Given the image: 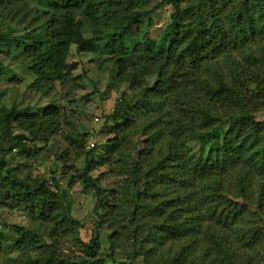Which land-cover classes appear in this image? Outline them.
<instances>
[{"label":"trees","instance_id":"16d2710c","mask_svg":"<svg viewBox=\"0 0 264 264\" xmlns=\"http://www.w3.org/2000/svg\"><path fill=\"white\" fill-rule=\"evenodd\" d=\"M36 1L42 10H35L33 15L24 5L19 4V0H0V43H6L9 49H21L16 58H21L36 77L31 88L45 95L52 91L56 83L70 80L76 66L68 62L72 46L82 54L101 52L115 60L118 83H127L131 90L141 91L139 98L124 93L114 111V120L119 123L113 131L116 133V141L121 145L127 139L126 133L131 130H141L147 138L146 142L153 143V146L162 140L160 133L170 135L166 148L169 153L158 156L164 155V161L180 162L184 156L183 144H180L183 138L176 129L169 128L177 126V121L185 125V114L198 94L221 107L233 105L242 106L245 111L249 108L257 111L263 105L261 92H255L257 99L248 94H251L252 89L255 91V88L258 91L264 90V62H260L248 50L255 43L264 42V0H166L174 8L169 25L156 37L147 34L141 42H133L136 28L144 23L148 27L154 24L151 12L135 10L143 0H126L125 4V0ZM182 3L187 5L184 9L181 8ZM31 14L33 22L24 28L20 27L21 23H25V17ZM40 19L44 20L43 23L34 28L35 22L38 23ZM16 20L20 23H16ZM11 23L16 25L12 26ZM86 27H90L95 37L87 39L84 35ZM17 31L24 34L17 35ZM238 54H242L239 60L233 56ZM220 59L225 60L227 66L230 65L233 84L228 83L214 68L220 64ZM214 69L217 78L213 76ZM4 72L5 66L0 61V77ZM132 112L142 113L141 119L135 120ZM59 113L53 107L47 108L41 116L19 112L16 108L10 111L0 108V133L2 129L8 131L15 124L35 140L41 132L50 133V121ZM206 117L211 118L209 115ZM263 126L259 124V127ZM238 127L244 128L246 125L239 124ZM233 135L240 136L238 132ZM231 136L225 137L222 148L214 145L207 156L191 157L189 163L178 167L179 173L186 171L188 175L194 176L198 188L194 186L193 179L177 178L174 179L176 184L186 189L175 193L178 196L174 200L165 199V192L153 193L149 187L136 192L137 195L129 196L130 193L116 198L119 204H112L107 196L101 198L103 195H98L100 198L97 199L96 212L99 223L107 220L111 224L114 219L118 226L129 218L132 223L141 208L156 221L155 225L150 226L149 234L140 242L146 259L161 247L184 242L186 244L170 264H189L193 254L195 256L199 251L203 254L200 259L202 264H264V253L247 255L242 263L228 247L230 237L234 236L237 242L251 251L263 242V238L256 232L252 233L251 229L246 228L247 231L241 232V226L237 224L245 209L235 202H231L228 208L224 207L223 196L218 194L221 183L218 179L213 180L224 176L227 168L235 166L239 161L234 159L236 150L229 142L233 140L229 139ZM26 140L30 141L28 135L15 137L6 151L2 148L0 136L1 194L4 191L7 194L10 189L16 190L15 196L10 199L11 207L27 205L30 207L28 216L31 219L50 226L51 237L64 239L73 234V221L58 212L57 202L53 200L57 195L46 181L34 182V186L22 182L15 173L18 168L11 164L13 158L6 156L7 152L13 150L19 155L32 156ZM78 143L72 140L73 145ZM117 149L115 147L114 151ZM92 151L87 156H92ZM89 157L85 161V176L90 170ZM250 164L264 180V144L250 160ZM134 165L135 171L129 173L131 176L138 175L140 171L138 165ZM127 168L128 165H123L121 169ZM155 177L157 166L145 175L144 181L149 183L146 186H150L151 179ZM80 179L86 183L85 178L80 176ZM90 187L93 190L96 188L93 180ZM143 198L154 199L158 204L142 205ZM102 211L106 215L102 216ZM75 225L80 226L77 223ZM16 229L23 236L13 240L15 247L28 245L43 252L40 251L35 259H16L14 264H105L98 258L101 249L99 235L85 246L86 257L72 259L59 257L54 244H47L42 236H27L23 228ZM117 234L115 230L110 236L111 250L116 248L122 237Z\"/></svg>","mask_w":264,"mask_h":264},{"label":"rangeland","instance_id":"374dc122","mask_svg":"<svg viewBox=\"0 0 264 264\" xmlns=\"http://www.w3.org/2000/svg\"><path fill=\"white\" fill-rule=\"evenodd\" d=\"M19 1V4L24 5L33 15L35 10H42L36 0ZM125 2L126 0L123 4ZM186 6L184 3L181 4L182 9ZM135 8L145 13L151 12L154 24L150 27L145 23L139 25L133 42H141L144 36L148 35L158 36L169 25L171 14L174 12V8L166 0H143L139 8ZM24 21L25 23H21L20 27L24 28L33 22L32 14L25 17ZM38 21V23L35 22L34 28L39 27L44 20ZM15 22L20 23L18 20ZM11 25L16 24L11 23ZM16 34L24 33L17 31ZM84 35L87 39L94 36L90 27L84 29ZM5 45L6 43H0L2 51L0 61L5 66V72L0 77L1 110L10 111L16 108L19 112H30L41 116L47 108L53 107L60 113L52 122L50 121V133L41 132L35 140L19 129L18 125L14 124L8 131L2 129L0 133L2 148L7 151V148L12 145V139L19 135H28L30 141L26 140V142L31 148L32 156L19 155L16 150L7 152L6 156L13 158L12 161L10 160L11 164L14 168H18L15 173L25 184L34 186V182L48 183L53 193L58 196L53 199L57 202L58 212H61L62 217H69L73 221L71 223L73 234L64 239L51 237L50 226L43 225L41 221L33 220L28 216L30 207L27 205L11 207L10 199L15 196L16 190L10 189L11 191L7 194L5 191L1 194L0 191V264H14L16 259H35L39 253L43 252L28 245L22 248L15 247L13 240L23 236L16 227L23 228L27 236L38 234L47 244H54L56 253L61 258L63 256L72 257V259L86 257L85 246L99 235L101 249L98 258L105 264H170L186 243L168 244L146 259V253L142 251L140 242L149 234L150 226L155 225L156 221L147 215L145 209L139 208L132 223L130 218L118 226L114 219L111 224L107 220L99 223L96 212L98 195L100 197L103 195L101 198L107 196L112 204H119L116 198L130 193L129 196L137 195L136 192H142L149 187L153 193L165 192L163 193L165 199L174 200L178 196L175 193L184 192L186 189L176 184L174 179H193L194 186L198 188L194 176L188 175L186 171L179 173L178 167L189 163L191 157L207 156L214 145L222 148L225 137L237 132L240 136L229 137L233 139L229 142L236 150L234 159L239 161L235 166L227 168L224 176L213 178V180L218 179L221 183L218 194L223 196L224 207L228 208L231 202H235L245 209L237 224L241 226V232L251 229L252 233L256 232L263 238V242L253 247L251 251L237 242L235 236L230 237L229 250L235 252L236 258L242 263L247 255L256 256L260 252L264 253V180L258 176L250 164V160L264 144V126L259 127V124H264V102L257 111L249 107V110L245 111L242 106L221 107L210 102L204 95L198 94L199 96L185 114L184 118L187 119L185 125L177 121V126L169 128L176 129L183 138V143L179 142L183 144V160L164 161V155L162 157L158 155L169 153L166 148L170 135L160 133L162 140L160 139L156 146L146 142L147 138L141 130L128 131L123 145L116 141V133L113 130L119 121L114 120L113 115L117 110V103L120 102L124 93H128L129 97L139 98L141 91L131 90L127 83L122 85L118 83L116 61L111 57L101 52L82 54L76 50L75 46H72L68 62L76 66L70 80L62 84L56 83L52 91L45 95L31 88L36 77L27 65L23 64L21 58H16L21 49L14 47L9 49ZM248 51L253 53L260 62H264V42L255 43ZM233 56L237 60L242 58V54ZM219 63L214 68L228 83L233 84L230 65L227 66L226 61L222 59ZM216 70L213 71V76ZM214 78L217 77L214 76ZM254 90L252 89L248 96L256 97L255 92H261L260 97H264V90L258 91L256 88ZM169 109L170 107L166 110ZM131 115L137 120L141 119L142 113L132 112ZM206 115L211 118L208 119ZM239 124H244L246 127H238ZM73 139L79 143L73 145ZM176 142L175 140L174 143ZM92 145L95 147L93 148ZM115 147H118L116 152ZM90 150H94L92 151L94 154L89 157L87 155ZM87 157L91 163L90 170L85 176L83 172ZM162 162L165 163L161 165ZM134 163L138 165L140 171L138 175L131 176L129 173L135 171ZM123 165H128V168L121 169ZM155 166H157V177L151 179L150 186H146L149 183L144 181V177ZM80 176L85 178L86 183L81 181ZM92 180L96 185L94 190L90 187ZM141 203L145 206L158 204L150 198L141 199ZM101 214L106 215V212L102 211ZM115 230L118 232L117 236L122 235V237L116 248L111 250L110 236ZM137 231L140 233L136 234ZM135 236L137 239H134ZM202 255L201 251L195 253V256L193 254L189 264H202L200 263Z\"/></svg>","mask_w":264,"mask_h":264},{"label":"built area","instance_id":"2783aa9c","mask_svg":"<svg viewBox=\"0 0 264 264\" xmlns=\"http://www.w3.org/2000/svg\"><path fill=\"white\" fill-rule=\"evenodd\" d=\"M92 147H94V145H92Z\"/></svg>","mask_w":264,"mask_h":264}]
</instances>
